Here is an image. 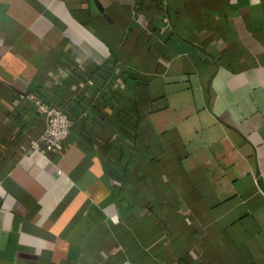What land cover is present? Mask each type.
<instances>
[{"label": "crops", "instance_id": "1", "mask_svg": "<svg viewBox=\"0 0 264 264\" xmlns=\"http://www.w3.org/2000/svg\"><path fill=\"white\" fill-rule=\"evenodd\" d=\"M0 264H264V0H0Z\"/></svg>", "mask_w": 264, "mask_h": 264}, {"label": "built area", "instance_id": "2", "mask_svg": "<svg viewBox=\"0 0 264 264\" xmlns=\"http://www.w3.org/2000/svg\"><path fill=\"white\" fill-rule=\"evenodd\" d=\"M25 98L36 107L45 120V128L40 135L29 139L31 148L38 151H55V148L71 131V122L67 112L45 98L35 96L32 92H27Z\"/></svg>", "mask_w": 264, "mask_h": 264}]
</instances>
